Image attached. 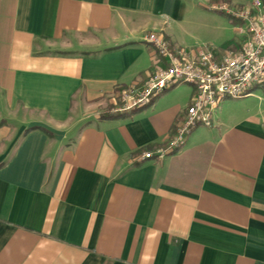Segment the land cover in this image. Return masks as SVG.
Returning a JSON list of instances; mask_svg holds the SVG:
<instances>
[{
    "label": "crops",
    "instance_id": "obj_1",
    "mask_svg": "<svg viewBox=\"0 0 264 264\" xmlns=\"http://www.w3.org/2000/svg\"><path fill=\"white\" fill-rule=\"evenodd\" d=\"M247 1L0 0V264H264V90L161 160L138 157L174 134L190 85L101 119L164 67L149 33L225 50L231 34L191 47V8Z\"/></svg>",
    "mask_w": 264,
    "mask_h": 264
},
{
    "label": "built area",
    "instance_id": "obj_2",
    "mask_svg": "<svg viewBox=\"0 0 264 264\" xmlns=\"http://www.w3.org/2000/svg\"><path fill=\"white\" fill-rule=\"evenodd\" d=\"M210 10L236 23L238 43L225 50L203 45L197 51L175 49L162 35L149 33L145 42L152 45L164 61L139 88L118 93L115 112L146 106L172 86L188 84L193 97L183 120L164 147L142 152L139 161L163 159L179 150L186 138L200 125L211 126L212 114L225 99H240L264 90V0H248L242 6L222 2Z\"/></svg>",
    "mask_w": 264,
    "mask_h": 264
},
{
    "label": "rangeland",
    "instance_id": "obj_3",
    "mask_svg": "<svg viewBox=\"0 0 264 264\" xmlns=\"http://www.w3.org/2000/svg\"><path fill=\"white\" fill-rule=\"evenodd\" d=\"M230 22L225 15L213 12L209 8L203 10L200 7L191 8V26L187 27L188 32H191V47L209 43L225 48L229 45L230 34L233 40H239L236 25L233 27Z\"/></svg>",
    "mask_w": 264,
    "mask_h": 264
},
{
    "label": "trees",
    "instance_id": "obj_4",
    "mask_svg": "<svg viewBox=\"0 0 264 264\" xmlns=\"http://www.w3.org/2000/svg\"><path fill=\"white\" fill-rule=\"evenodd\" d=\"M229 19V18H228ZM230 20V19H229ZM231 21V20H230ZM231 23L233 24H236L234 21H231ZM156 98V97H155ZM155 98H152L150 100V102L146 105L148 106ZM146 106H143V107H140V108H134L130 111H125V112H113L112 110L106 112L105 114H103V116H101V119H112V118H119V117H122V116H125L127 115L128 113L130 112H134L135 110H138V109H141V108H144Z\"/></svg>",
    "mask_w": 264,
    "mask_h": 264
}]
</instances>
